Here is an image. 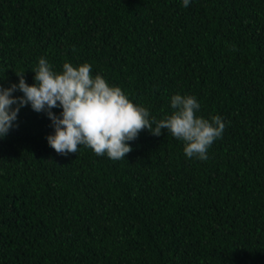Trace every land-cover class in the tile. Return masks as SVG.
Returning a JSON list of instances; mask_svg holds the SVG:
<instances>
[{
  "label": "trees",
  "instance_id": "obj_1",
  "mask_svg": "<svg viewBox=\"0 0 264 264\" xmlns=\"http://www.w3.org/2000/svg\"><path fill=\"white\" fill-rule=\"evenodd\" d=\"M41 57L158 120L194 96L226 127L206 161L163 129L119 161L61 156L22 107L0 139V264H264V0H0V85L33 84Z\"/></svg>",
  "mask_w": 264,
  "mask_h": 264
},
{
  "label": "clouds",
  "instance_id": "obj_2",
  "mask_svg": "<svg viewBox=\"0 0 264 264\" xmlns=\"http://www.w3.org/2000/svg\"><path fill=\"white\" fill-rule=\"evenodd\" d=\"M182 3L188 7L190 0ZM33 72L31 85L24 72L15 73L18 83L7 88L0 85V139L18 127L20 109L30 105L50 119L54 133L46 137L47 143L61 156L76 154L84 146L97 156L119 161L133 150L129 142L142 131L159 137L163 129L184 142L186 157L206 161L208 149L226 127L219 115L211 119L198 116L201 106L191 95H173L170 105L174 111L158 120L147 108L134 104L120 87L110 85L100 74L93 76L88 63L73 66L65 62L58 72L41 57ZM17 91L23 95L14 96ZM54 108L62 109L59 115Z\"/></svg>",
  "mask_w": 264,
  "mask_h": 264
}]
</instances>
